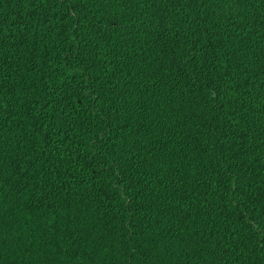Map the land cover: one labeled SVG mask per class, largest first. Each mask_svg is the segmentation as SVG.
<instances>
[{
  "label": "trees",
  "instance_id": "16d2710c",
  "mask_svg": "<svg viewBox=\"0 0 264 264\" xmlns=\"http://www.w3.org/2000/svg\"><path fill=\"white\" fill-rule=\"evenodd\" d=\"M0 264H264V0H0Z\"/></svg>",
  "mask_w": 264,
  "mask_h": 264
}]
</instances>
